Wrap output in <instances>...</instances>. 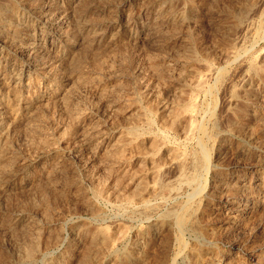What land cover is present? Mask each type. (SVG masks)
I'll use <instances>...</instances> for the list:
<instances>
[{"label":"rangeland","instance_id":"1","mask_svg":"<svg viewBox=\"0 0 264 264\" xmlns=\"http://www.w3.org/2000/svg\"><path fill=\"white\" fill-rule=\"evenodd\" d=\"M0 7L1 264H18L34 238L29 264H264V0H1ZM145 105L149 124L139 113ZM187 105L196 118L180 111ZM190 118L210 132V168L198 182L197 231L179 233L160 215L193 187L151 193L140 181L149 187L178 175L177 163L197 147ZM135 124L138 143L117 141Z\"/></svg>","mask_w":264,"mask_h":264},{"label":"bare ground","instance_id":"2","mask_svg":"<svg viewBox=\"0 0 264 264\" xmlns=\"http://www.w3.org/2000/svg\"><path fill=\"white\" fill-rule=\"evenodd\" d=\"M1 1V0H0ZM160 1V0H159ZM166 1V0H165ZM168 1V0H167ZM183 2V1H182ZM236 2V1H235ZM189 3V2H188ZM244 3V2H243ZM170 4V3H169ZM191 4V3H190ZM194 4V3H193ZM247 4V3H246ZM173 5V4H172ZM168 7V6H167ZM194 7V6H193ZM256 7V6H255ZM1 8V7H0ZM10 8V7H9ZM17 8V7H16ZM4 9V8H3ZM12 9V8H11ZM189 9V8H188ZM167 10V8L165 9V11ZM168 10H170V8L168 9ZM249 10V9H248ZM158 11V10H157ZM173 11V10H172ZM258 11V10H257ZM161 12V11H160ZM170 11H168V13H169ZM182 12V11H181ZM12 13V12H11ZM235 14V13H234ZM234 14H232V15H234ZM242 14V13H241ZM4 15V14H3ZM163 15V14H162ZM174 15V14H173ZM176 15V14H175ZM189 15V14H188ZM2 16V15H1ZM171 16V15H170ZM177 16H178V14H177ZM5 17V16H4ZM11 17H12V14H11ZM78 17V16H77ZM167 17V16H166ZM182 17V16H181ZM194 17V16H193ZM238 17V16H237ZM246 17V16H245ZM263 18V16H260L259 18ZM6 18V17H5ZM86 18V17H85ZM169 18V17H168ZM171 18V17H170ZM180 18V17H179ZM240 18V17H239ZM259 18H258V20H259ZM261 18V20H263ZM1 17H0V21H1ZM173 19V18H172ZM177 19V18H176ZM171 20V19H170ZM175 20V19H174ZM173 20V21H174ZM2 22V21H1ZM261 22H263V21H261ZM261 22H259V24L261 23ZM3 23V22H2ZM180 23V22H179ZM6 25H11V22H9L8 21V23H5ZM0 25H1V23H0ZM177 25V24H176ZM188 25V24H187ZM253 25V24H252ZM184 26V25H183ZM259 26V25H258ZM257 26V27H258ZM177 27V26H176ZM249 28H250V26H249ZM251 30V29H250ZM259 30V29H258ZM258 30H256V31H258ZM83 31V30H82ZM93 32V31H92ZM100 32V31H99ZM158 32V31H157ZM264 32V31H263ZM66 33V32H65ZM262 32H259V34H261ZM175 34V33H174ZM254 34V33H253ZM264 34V33H263ZM262 34V35H263ZM67 35V34H66ZM261 35V36H262ZM87 36V35H86ZM89 36V35H88ZM173 36V35H172ZM255 36V35H254ZM11 37V36H10ZM167 38V37H166ZM91 39V38H90ZM242 40H244V39H242ZM235 41V40H234ZM40 42V41H39ZM39 42H37L38 44H39ZM89 42V41H88ZM169 42V41H168ZM191 42V41H190ZM36 42H33L32 44H37ZM184 43V42H183ZM255 43V42H254ZM29 44V43H28ZM32 44H31V46H32ZM118 44V46H119V43H117ZM40 45V44H39ZM246 45V44H245ZM70 46V45H69ZM90 46V45H89ZM235 46V45H234ZM241 46L243 47V45L241 44ZM241 47V48H242ZM246 47V46H245ZM253 47V46H252ZM36 48V47H35ZM104 48V47H103ZM237 48H238V46H237ZM236 48V49H237ZM240 48V47H239ZM238 48V49H239ZM249 48V47H248ZM251 48V47H250ZM39 49V48H38ZM89 49H90V47H89ZM261 49V48H260ZM119 50V49H118ZM192 50H194V49H192ZM192 50H190L189 49V51H192ZM244 50H246V49H244ZM251 50V49H250ZM249 50V51H250ZM90 51V50H89ZM120 51V50H119ZM236 51V50H235ZM243 50H239L238 51V53H240V52H242ZM88 52V51H87ZM92 52V51H91ZM188 52V51H187ZM193 52H195V51H193ZM199 52H201V51H199ZM198 51H197V54H200ZM202 53V52H201ZM230 53V52H229ZM86 54V53H85ZM249 54V53H248ZM253 54V53H252ZM262 54V53H261ZM196 55V54H195ZM234 55V54H233ZM191 57V59H194L195 58V56L194 55H190ZM198 56V55H197ZM243 56V55H242ZM245 56V55H244ZM258 56V55H257ZM82 57V56H81ZM183 57V56H182ZM188 57H189V55H188ZM239 57V56H238ZM251 57V56H250ZM253 57V56H252ZM79 58V57H78ZM158 58V57H157ZM197 58H199V57H197ZM233 58H235V57H233ZM246 58V57H245ZM259 58V57H258ZM264 58V57H263ZM145 59V58H144ZM185 59H186V57H185ZM191 59H190V62H191ZM204 59V58H203ZM244 59V58H243ZM196 60V62H197V59H195ZM257 60V59H256ZM261 60V59H260ZM63 61V60H62ZM146 61V60H145ZM194 60H192V62H193ZM205 61V60H204ZM207 61V60H206ZM211 61V60H210ZM246 61H248V60H246ZM251 61V60H250ZM195 62V61H194ZM202 62V61H201ZM208 62H209V60H208ZM208 62H206V63H208ZM235 62V61H234ZM233 62V63H234ZM238 62H240V61H238ZM242 62V61H241ZM240 62V64H242ZM77 63V62H76ZM103 63V62H102ZM197 63H199V62H197ZM203 63V62H202ZM212 63V62H211ZM245 63V62H244ZM71 64V63H70ZM156 64V63H155ZM154 64V65H155ZM246 64V63H245ZM257 64H258V62H257ZM67 65V64H66ZM190 65V64H189ZM196 65V64H195ZM74 66H75V64H74ZM169 66V65H168ZM209 66V65H208ZM207 66V67H208ZM101 67V66H100ZM157 67V66H156ZM155 67V68H156ZM192 67V66H191ZM243 67V66H242ZM263 67V66H262ZM154 68V69H155ZM194 67H192V69H193ZM204 68V67H203ZM247 68L249 69V70H256L257 69V65H255L254 63H252V62H249L248 64H247ZM264 68V67H263ZM120 69V68H119ZM159 69V68H158ZM170 69V68H169ZM190 69V68H189ZM195 69V68H194ZM199 69V68H198ZM259 69V68H258ZM261 70H262V68H260ZM56 70V69H55ZM162 70V69H161ZM185 70V69H184ZM204 70V69H203ZM208 70V69H207ZM209 70H210V68H209ZM221 70V69H220ZM227 70H229V69H227ZM181 71V70H180ZM190 71V70H189ZM188 71V72H189ZM199 71V70H198ZM205 71V70H204ZM218 71V70H217ZM217 71L215 72V73H217ZM223 71H224V69H223ZM92 72V71H91ZM162 72V71H161ZM209 72V71H208ZM211 72V71H210ZM253 72V71H252ZM260 72V71H259ZM258 72V73H259ZM157 73V72H156ZM180 73V72H179ZM183 73V72H182ZM204 73V72H203ZM14 74V73H13ZM190 74V73H189ZM254 74V73H253ZM191 75V74H190ZM203 75V74H202ZM208 75V74H207ZM210 75V74H209ZM217 75H218V77H217V79H214L215 77V75L213 76L214 78V80H216V83H217V81H219L221 78H222V73L221 72H219V74L217 73ZM226 75V74H225ZM252 75V74H251ZM255 75V74H254ZM95 76V75H94ZM161 76V75H160ZM79 77V76H78ZM85 77V76H84ZM87 77V76H86ZM205 77V76H204ZM81 78V77H80ZM83 78V77H82ZM170 78V77H169ZM182 78V77H181ZM185 78V77H184ZM203 78V77H202ZM210 78V77H209ZM212 78V77H211ZM254 78V77H253ZM46 79V78H45ZM179 79V78H178ZM198 79H199V77H198ZM198 79H197V81H198ZM207 79V78H206ZM78 80H80V79H78ZM99 80V79H98ZM77 81V80H76ZM165 81V80H164ZM222 81V80H221ZM85 82V81H84ZM118 82H119V80H118ZM215 82V81H214ZM210 83V82H209ZM251 83V82H250ZM212 84V83H211ZM218 84V83H217ZM8 85V84H7ZM195 85V84H194ZM193 85V86H194ZM213 85V84H212ZM219 85V84H218ZM101 86V85H100ZM103 86V85H102ZM101 86V87H102ZM197 86H198V88L199 89H202V90H206V92L208 91V92H211V87L210 86H207L206 84H205V82L202 80V79H200L199 81H198V84H197ZM196 86V87H197ZM214 86V85H213ZM212 86V87H213ZM246 86V85H245ZM121 87H122V85H121ZM195 87V86H194ZM193 87V88H194ZM208 87V88H207ZM17 88V87H16ZM252 88V87H251ZM196 89V88H195ZM218 89V88H217ZM104 90V89H103ZM114 91V90H113ZM103 92V91H102ZM191 92V91H190ZM205 92V91H204ZM138 93V92H137ZM203 93V92H202ZM212 93V92H211ZM190 94V93H189ZM204 94V93H203ZM208 94V93H207ZM215 94V93H214ZM233 94V93H232ZM17 95V94H16ZM102 95V94H101ZM204 95H206V94H204ZM209 95V94H208ZM104 96V95H103ZM182 96V95H181ZM193 96V95H192ZM199 96V95H198ZM17 97V96H16ZM142 97V96H141ZM196 97V96H195ZM195 97H194V99H195ZM213 97H214V95H213ZM145 98V97H144ZM191 98V97H190ZM231 98V97H230ZM137 99V98H136ZM194 99H192V100H194ZM209 99V98H208ZM214 99V98H213ZM250 100V99H249ZM137 101V100H136ZM190 101V100H189ZM137 102H139V101H137ZM187 102V101H186ZM185 102V103H186ZM193 102H195V103H197L195 100L193 101ZM216 102V101H215ZM145 103V102H144ZM180 103V102H179ZM184 103V102H183ZM195 103H194V105H195ZM140 104V103H139ZM147 104H148V102H147ZM212 104H214V103H212ZM179 105V104H178ZM177 105V106H178ZM191 105H192V103H191ZM65 106V105H64ZM147 105H145V107H146ZM181 106V105H180ZM209 106V105H208ZM212 106V105H211ZM138 108H139V106H137ZM144 107V106H143ZM145 107L144 108H142V110H141V112H139L140 114H141V117L143 116V119H144V121H148V123L147 124H149V121H150V118H149V116H148V114L151 112L150 110L151 109H149V107L148 108H146L145 109ZM196 107V106H195ZM202 107V106H201ZM200 107V108H201ZM205 107H206V105H205ZM210 107V106H209ZM209 107H208V109H209ZM77 108V107H76ZM156 108V107H155ZM154 108V109H155ZM162 108V107H161ZM171 108H173V107H171ZM183 109V111H190V110H192V107H190V106H186L185 108L184 107H180V109ZM212 108V107H211ZM210 108V109H211ZM154 109L152 110V113H153V111H154ZM169 109V108H168ZM173 109H175V107L173 108ZM172 109V110H173ZM182 109L180 110V111H182ZM194 109V108H193ZM238 109V108H237ZM242 109V108H241ZM244 109V108H243ZM171 110V111H172ZM206 110V109H205ZM247 110V109H246ZM74 111V110H73ZM77 111V110H76ZM159 111H161V110H158V113H160ZM169 111V110H168ZM170 111V112H171ZM175 111V110H174ZM176 111H177V108H176ZM175 111V112H176ZM182 111V112H183ZM202 111H204L203 109H202ZM239 111V110H238ZM244 111V110H243ZM69 112V111H68ZM167 112V111H166ZM178 112H179V110H178ZM181 112V113H182ZM184 112V113H185ZM193 112V111H192ZM191 111H190V113H192ZM214 112V111H213ZM245 112V111H244ZM71 113V112H70ZM74 113V112H73ZM157 113V115H159ZM169 113V112H168ZM172 113H173V111H172ZM180 113V114H181ZM208 117L209 118H211V117H213L212 115H213V113H212V110H209L208 112ZM206 113V114H207ZM242 113V112H241ZM132 114V113H131ZM130 114V115H131ZM140 114H138V115H140ZM155 114V113H154ZM239 114H240V112H239ZM243 114V113H242ZM27 115V114H26ZM137 115V116H138ZM150 115H152V114H150ZM161 115V114H160ZM171 115V114H170ZM174 115H175V113H174ZM188 115V114H187ZM192 115H193V113H192ZM196 115V114H195ZM197 115H199V114H197ZM203 116H204V114H202ZM42 116V115H41ZM75 116V115H74ZM78 116V115H77ZM177 116V115H176ZM194 116V115H193ZM192 116V117H193ZM134 117H136V116H134ZM170 117V116H169ZM178 117V116H177ZM187 117V116H186ZM191 117V116H190ZM195 117V116H194ZM237 117V116H236ZM26 118V117H25ZM136 118H138V117H136ZM160 118H161V116H160ZM164 118V117H163ZM172 118V117H171ZM196 118V117H195ZM204 118V117H203ZM215 118V117H214ZM40 119V118H39ZM133 119V118H132ZM141 119V118H140ZM153 119V118H152ZM173 119H175V118H173ZM191 119V120H190ZM189 120H190V122H189V132L190 131H192V132H197V134L199 133V137H198V139H197V147H196V149L192 152V153H190V155L189 154H187V155H189L188 156V160L187 159H185V160H183L182 158H181V160L177 163L178 165V172H176L175 171V173L174 174H176V173H178V175L174 178V177H172V178H174V179H172L173 180V183H172V180H171V182L170 183H161V181L160 182H157V181H154L155 183V185H153V183H152V186L150 187H148L147 185H145V183L143 184V182H141L140 181V187H142L143 188V190L144 189H146V192H147V190L149 189L150 190V192L151 193H155L156 192V189H158V188H163V187H166V189H168V188H171V190L172 189H174V191L177 189V188H179L178 186H180V185H183V184H185V185H191L192 187H193V189H191V193L189 194V196L185 199V201H182V200H180V201H182V203L180 202V203H178V205H175V206H173V207H171V209H169V210H166V211H164V212H162V214L160 215L161 216V218H160V221L161 222H163V223H166V224H168L169 226H172V228L174 227L179 233L182 231V230H184V229H192V230H194V231H197L196 230V228H195V226H197V225H195V216H196V212H197V210L199 209V203H198V200H197V198L199 197V195L201 194V192H202V188L199 186V180L201 179V176L203 175V173L205 172L206 173V171L208 170V167H209V153H208V145H206L207 143H206V139L207 138H209L210 137V132L204 127V126H206V125H204V124H202L201 122L199 123V121L198 122H195L194 120H192V119H194V118H190ZM205 119V118H204ZM241 119V118H240ZM13 120H15V119H13ZM130 120V119H129ZM24 121V120H23ZM32 121V120H31ZM137 121V120H136ZM139 122L141 121L142 122V120H138ZM186 121H187V119H186ZM133 122V121H132ZM168 122V121H167ZM171 122H173V121H171V119H170V122L169 123H171ZM211 122V121H210ZM21 123V122H20ZM131 123V122H130ZM129 123V124H130ZM175 122H173V124H174ZM204 123V122H203ZM207 123H208V121H207ZM25 124V123H24ZM132 124V123H131ZM139 124V123H138ZM142 124V123H141ZM140 124V125H141ZM143 124H146V123H143ZM142 124V125H143ZM165 124V123H164ZM172 124V125H173ZM172 125H170V127L172 126ZM236 125V124H235ZM38 126V125H37ZM158 126H160V125H158ZM174 126V125H173ZM127 127H128V125H127ZM142 127V126H141ZM216 127V126H215ZM240 127V126H239ZM244 127V126H243ZM20 128V127H19ZM138 127H137V125L135 124V125H131L130 127H128L127 129H126V131H125V134L124 135H122L121 134V137L119 138V139H117V141H120L121 142V144L123 143H130V144H132V143H135L136 141H137V143L139 142V140H140V134H139V132H138V129H137ZM175 128V127H174ZM214 128V127H213ZM226 128H227V126H226ZM225 128V129H226ZM42 129V128H41ZM141 129V128H140ZM171 129V128H170ZM20 130V129H19ZM23 130V129H22ZM188 130V129H187ZM186 130V131H187ZM210 130V129H209ZM3 131V130H2ZM143 130H141V132H142ZM165 131V130H164ZM160 132V131H159ZM162 132H163V130H162ZM143 133V132H142ZM166 133V132H165ZM160 135H161V133H159ZM159 134H158V136H159ZM163 134H164V132H163ZM162 134V135H163ZM190 134V133H189ZM193 134V133H192ZM191 134V135H192ZM161 135V136H162ZM190 135V136H191ZM196 135V134H195ZM29 136V135H28ZM46 136V135H45ZM45 136H44V138H45ZM91 136V135H90ZM119 136V135H118ZM142 136V135H141ZM165 136H166V134H165ZM169 136V135H168ZM187 136H188V134H187ZM190 136H188V137H190ZM213 136V135H212ZM164 137V136H163ZM192 137V136H191ZM37 138V137H36ZM159 138V137H158ZM184 138V137H183ZM196 138V137H195ZM211 138V137H210ZM90 139V138H89ZM156 140V142H155V144L158 146V142H157V138H155ZM160 139H162V138H160ZM167 139V138H166ZM212 139V138H211ZM40 140V139H39ZM191 140V139H190ZM208 140V139H207ZM33 141V140H32ZM36 141V140H35ZM46 141V140H45ZM167 141V140H166ZM3 142V141H2ZM35 142H33V144H34ZM40 143V142H39ZM164 143V142H163ZM173 143V142H172ZM209 143H210V141H209ZM215 143V142H214ZM32 144V145H33ZM115 144V143H114ZM117 144V143H116ZM115 144V145H116ZM30 145H31V143H30ZM46 145V144H45ZM111 145V144H110ZM129 145V144H128ZM133 145V144H132ZM245 146V145H244ZM2 147V146H1ZM46 147H48V146H46ZM122 147H123V145H122ZM136 147V146H135ZM139 147V146H138ZM156 147V146H155ZM171 147V146H170ZM173 147V146H172ZM111 148H115V146L114 147H111ZM119 148V147H118ZM121 148V147H120ZM174 148V147H173ZM192 148V147H191ZM167 149V148H166ZM192 149H194V148H192ZM192 149H191V151H192ZM210 149H211V147H210ZM209 149V150H210ZM241 149V148H240ZM120 150H122V149H120ZM173 149L171 148V151H172ZM185 150H186V148H185ZM188 150H190V149H188ZM47 151V150H46ZM95 151V150H94ZM164 151V150H163ZM169 151V150H168ZM108 152V151H107ZM116 152V151H115ZM121 152V151H120ZM119 152V153H120ZM172 152H175V148H174V150L172 151ZM171 152V153H172ZM177 152V151H176ZM183 152H185V151H183ZM112 153H114V152H112ZM116 153H118V152H116ZM126 153V152H125ZM107 154H110V153H107ZM145 154V153H144ZM161 154V153H160ZM174 154V153H173ZM105 155V154H104ZM112 155V154H111ZM114 155H116V154H114ZM186 155V154H185ZM184 155V156H185ZM187 155H186V157H187ZM109 156V155H108ZM118 157H119V155H117ZM143 156V155H142ZM159 156V155H158ZM168 156H170V155H168ZM173 156V155H172ZM176 156V155H175ZM56 157V156H55ZM113 157V156H112ZM117 157V158H118ZM160 157V156H159ZM174 157V156H173ZM121 158H123L122 156H121ZM141 158H143V157H141ZM149 158V157H148ZM153 158V157H152ZM163 159V158H162ZM118 160V159H117ZM1 161V160H0ZM126 161H128V160H126ZM170 161V160H169ZM169 161H167V162H169ZM178 161V160H177ZM158 162V161H157ZM161 162V161H160ZM3 163V162H2ZM112 163V162H111ZM139 163V162H138ZM174 163H175V161H174ZM4 164V163H3ZM2 164V165H3ZM124 164V163H123ZM12 166V165H11ZM152 166V165H151ZM176 166V167H177ZM2 167V166H1ZM144 167V166H143ZM150 167V166H149ZM66 168V167H65ZM175 168V167H174ZM210 168V167H209ZM56 169V168H55ZM10 170V169H9ZM49 170V169H48ZM106 172V171H105ZM125 172V171H124ZM140 172V171H139ZM161 172H162V170H161ZM13 173V172H12ZM58 173V172H57ZM126 173V172H125ZM147 173V172H146ZM157 172H155V174H156ZM34 174V173H33ZM56 174V173H55ZM151 174H153V173H151ZM207 174V173H206ZM27 175V174H26ZM47 175V174H46ZM129 175V174H128ZM138 176V178L140 177L139 176V174H137ZM141 175H143V174H141ZM154 175V174H153ZM215 175V174H214ZM226 175V174H225ZM48 176H49V174H48ZM126 176V175H125ZM154 176H156V175H154ZM206 176V175H205ZM204 176V177H205ZM26 178V177H25ZM33 178V177H32ZM156 178V177H155ZM161 178V177H160ZM49 179V178H48ZM117 179H120V177L119 178H117ZM221 179V178H220ZM40 180V179H39ZM46 180H47V178H46ZM50 180V179H49ZM142 180L144 181V179L142 178ZM145 180L146 181H148V179H147V177L145 178ZM157 180H158V178H157ZM48 181V180H47ZM51 181V180H50ZM137 181V180H136ZM151 181H152V179H151ZM159 181V180H158ZM217 181V180H216ZM133 182V181H132ZM164 182V181H163ZM40 183V182H39ZM117 183V182H116ZM135 183V182H134ZM138 183V182H137ZM205 183H203V185H204ZM135 185H137L136 183H135ZM1 186V185H0ZM42 186V185H41ZM116 186V185H115ZM138 186V187H139ZM185 187V186H184ZM183 187V188H184ZM188 187V186H187ZM203 187V186H202ZM1 188V187H0ZM181 188V187H180ZM179 188V189H180ZM182 188V189H183ZM41 189H42V187H41ZM45 189V188H44ZM101 189V188H100ZM134 189V188H133ZM137 189H141V188H137ZM160 189H159V192H161L160 191ZM165 189V188H164ZM164 189L162 190V191H164ZM165 189V190H166ZM178 189V190H179ZM96 190H97V187H96ZM102 190V189H101ZM143 190H142V192H143ZM1 191V190H0ZM130 191V190H129ZM170 191V190H169ZM98 194H99V190L98 191H96ZM141 192V193H142ZM146 192L145 193H143V194H145V196H146ZM186 192V191H185ZM45 193V192H44ZM102 193V192H101ZM180 193V192H179ZM184 193V192H183ZM188 193V192H187ZM95 194V193H94ZM174 194V193H173ZM206 194V193H205ZM243 194V193H242ZM96 195V194H95ZM186 195V194H185ZM105 196V195H104ZM137 196V195H136ZM138 196H139V194H138ZM141 196V195H140ZM139 196V197H140ZM177 196V195H176ZM241 196V195H240ZM142 197H143V195H142ZM151 197V196H150ZM153 197V196H152ZM157 197V196H156ZM179 197H180V195H179ZM124 198H125V196H124ZM173 199H174V197H172ZM183 198H184V195H183ZM131 199V198H130ZM145 199H146V197H145ZM155 199V198H154ZM96 200V199H95ZM136 201L138 200H140L141 202H142V200H141V198L140 199H135ZM169 200H170V196H169ZM168 200V201H169ZM172 200V199H171ZM99 201V200H98ZM101 201V200H100ZM131 201H132V199H131ZM135 201V202H136ZM208 201V200H207ZM206 201V202H207ZM86 202V201H85ZM87 202H89V201H87ZM102 202V201H101ZM173 202V201H172ZM171 202V203H172ZM205 202V201H204ZM93 203V202H92ZM96 203V202H95ZM138 203V202H137ZM151 203H153V202H148V201H146V200H143V202H142V205L144 206V207H148L149 208V210L148 211H151V212H153L154 211V207L153 206H151L150 204ZM154 204V203H153ZM160 204V203H159ZM2 205V204H1ZM90 205V204H89ZM95 205V204H94ZM129 205V204H128ZM131 205V204H130ZM132 205H133V203H132ZM209 204L207 203V205L206 206H208ZM92 206V205H91ZM118 206V205H117ZM140 206V205H139ZM138 207V206H137ZM140 207H142V206H140ZM204 207V206H203ZM158 208V207H157ZM21 209V208H20ZM137 209V208H136ZM201 209H202V207H201ZM142 210V209H141ZM208 210V209H207ZM97 211V210H96ZM126 211V210H125ZM132 211H134V210H132ZM157 211V210H156ZM159 211V210H158ZM21 212V211H20ZM26 212V211H25ZM101 212V211H100ZM136 212V211H135ZM139 212V211H138ZM137 212V213H138ZM199 212H201V211H199ZM208 212H209V210H208ZM95 213V212H94ZM124 213V212H123ZM140 213V212H139ZM159 214V213H158ZM139 215V214H138ZM153 215V214H152ZM31 216V215H30ZM99 216V215H98ZM157 216V215H156ZM160 216H158V217H160ZM203 216V215H202ZM37 217V216H36ZM102 217V216H101ZM110 217V216H109ZM116 217V216H115ZM136 217V216H135ZM47 218V217H46ZM100 218V217H99ZM98 218V219H99ZM11 219V218H10ZM97 219V218H96ZM158 219V218H157ZM88 220V219H87ZM210 220H211V218H210ZM155 221H156V219H155ZM215 221V220H214ZM94 222V221H93ZM154 222V221H153ZM158 223H159V221H157ZM161 222H160V224H161ZM209 222V221H208ZM29 223V222H28ZM80 223V222H79ZM3 224V223H2ZM155 224V223H154ZM203 224V223H202ZM30 225H31V223H30ZM108 225V224H107ZM142 225V224H141ZM159 225V224H158ZM164 225V224H163ZM195 225V226H194ZM154 226V225H153ZM161 226H162V224H161ZM208 226V225H207ZM211 226V225H210ZM77 227V226H76ZM116 227V226H115ZM142 227V226H141ZM146 227H148V226H146ZM159 227H160V225H159ZM198 227V226H197ZM200 227V226H199ZM27 228V227H26ZM121 228V227H120ZM140 228V227H139ZM171 228V229H172ZM32 229V228H31ZM33 229H35L36 230V227H34ZM106 229V228H105ZM126 229V228H125ZM214 229H216V228H214ZM10 230V229H9ZM100 230V229H99ZM103 230V229H102ZM113 230V229H112ZM207 230V229H206ZM11 231V230H10ZM20 231H21V229H20ZM29 231V230H28ZM101 231V230H100ZM111 231V230H110ZM113 231H115V230H113ZM127 231V230H126ZM125 231V232H126ZM193 231V232H194ZM13 232H14V230H13ZM27 232V231H26ZM35 232H37V231H35ZM137 232V231H136ZM174 232H175V230H174ZM200 232V231H199ZM203 232V231H202ZM209 232V231H208ZM214 232H216V231H214ZM29 233H30V231H29ZM32 233V232H31ZM30 233V234H31ZM34 233V232H33ZM38 233L40 234L41 232L40 231H38ZM43 233V232H42ZM97 233V232H96ZM102 233H103V231H102ZM188 233V232H187ZM198 233V232H197ZM206 233H207V231H206ZM25 234V233H24ZM117 234H118V231H117ZM136 234V233H135ZM189 234V233H188ZM195 234V233H194ZM200 234V233H199ZM11 235V234H10ZM125 235V234H124ZM149 235V234H148ZM212 235V234H211ZM26 236H27V234H26ZM29 236V235H28ZM31 236V235H30ZM30 236H29V238H30ZM97 236V235H96ZM118 236V235H117ZM194 236V235H193ZM20 237V236H19ZM55 237V236H54ZM94 237H95V235H94ZM176 237V236H175ZM174 237V238H175ZM28 238V237H27ZM39 238V237H38ZM38 238H37V240H38ZM50 238V237H49ZM56 238V237H55ZM106 238V237H105ZM118 238V237H117ZM209 238V237H208ZM45 239V238H44ZM115 239V238H114ZM137 239V238H136ZM179 239V240H178ZM178 239H177V241H181V243L183 244L184 242H182V239H181V237L180 236H178ZM194 239H195V237H194ZM197 239V238H196ZM214 239V238H213ZM28 240V239H27ZM97 240V239H96ZM107 240V239H106ZM168 240V239H167ZM31 241V245H30V247L29 248H27V247H23L22 246V250L20 249L19 251H21V253H20V255H19V259L17 258V260L19 261V263L18 264H29V263H31L32 262V260L34 259L33 257H34V251H35V249H36V241H35V238L34 239H31L30 240ZM46 241V239L44 240V242ZM104 241V240H103ZM111 241H113L112 239H111ZM116 241V240H115ZM138 241V240H137ZM136 241V242H137ZM141 241V240H140ZM140 241H138V242H140ZM186 241V240H185ZM8 242H9V240H8ZM98 242V241H97ZM101 242V241H100ZM99 242V243H100ZM110 242V241H109ZM154 242V241H153ZM93 243V242H92ZM102 243V242H101ZM111 243V242H110ZM148 243H150V242H148ZM167 243H169V242H167ZM199 243V242H198ZM197 243V244H198ZM11 244V243H10ZM19 244V243H18ZM95 244H96V242H95ZM98 244V243H97ZM96 244V245H97ZM106 244V243H105ZM105 244H101V245H105ZM139 244V243H138ZM184 244H186V243H184ZM39 245V244H38ZM74 245V244H73ZM106 245H108V244H106ZM179 245V244H178ZM193 245H194V242H193ZM54 246V245H53ZM63 246V245H62ZM94 246V245H93ZM92 246V247H93ZM98 247H99V244L97 245ZM96 246V247H97ZM113 246H114V244L112 245V243H111V245H108V247H106V249H107V251H108V253L109 254H111V253H113L114 254V249H113ZM183 246V245H182ZM215 246V245H214ZM37 247H39V246H37ZM68 247V246H67ZM89 247V246H88ZM187 247V246H186ZM192 247H194V246H192ZM196 247H197V245H196ZM202 247H203V245H202ZM205 247H206V249H207V246L205 245ZM18 248H19V246H18ZM21 248V247H20ZM104 248V247H103ZM183 248V247H182ZM98 249V248H97ZM100 249H101V247H100ZM105 249V250H106ZM191 249V248H190ZM200 249H201V247H200ZM202 249H205V248H202ZM216 249V248H215ZM103 250V249H102ZM102 250H100L101 252H102ZM115 250H116V248H115ZM212 250V249H211ZM211 250H209L210 251V253H211ZM223 250V249H222ZM38 251V250H37ZM53 251V250H52ZM161 251V250H160ZM189 251H191V250H189ZM195 251V250H194ZM201 251V250H200ZM208 251V250H207ZM208 251V252H209ZM216 251V250H215ZM218 251V250H217ZM216 251V252H217ZM131 252V251H130ZM177 252V251H176ZM195 252H197V251H195ZM199 252V251H198ZM203 252H205V251H203ZM213 252V251H212ZM88 253V252H87ZM98 253V252H97ZM162 253V252H161ZM207 253V252H206ZM43 254V253H42ZM41 254V255H42ZM93 254V253H92ZM98 254H100V253H98ZM104 254V253H103ZM106 254V253H105ZM155 254V253H154ZM184 254V253H183ZM182 254V255H183ZM186 254V253H185ZM196 254V253H195ZM18 255V254H17ZM85 255V254H84ZM102 255V254H101ZM115 255V254H114ZM159 255V254H158ZM177 255V254H176ZM201 255V254H200ZM200 255H198V256H200ZM204 255H205V253H204ZM203 255V256H204ZM206 255H208V254H206ZM92 256V255H91ZM104 256V255H103ZM109 256V255H108ZM111 256V255H110ZM163 256V255H162ZM202 256V255H201ZM202 256V258H205V257H203ZM212 256V255H211ZM105 257V256H104ZM113 257V256H112ZM121 257V256H120ZM185 257V256H184ZM183 257V258H184ZM207 257V256H206ZM57 258V257H56ZM84 258V257H83ZM86 258V257H85ZM124 258H126V257H124ZM161 258V257H160ZM178 258V257H177ZM40 259V258H39ZM88 259V258H87ZM104 259H106V258H104ZM187 259V258H186ZM194 259V258H193ZM192 259V260H193ZM16 260V261H17ZM82 260V259H81ZM97 260H99V259H97ZM115 260V259H114ZM162 260V259H161ZM175 260V259H174ZM182 260V259H181ZM184 260V259H183ZM188 260V259H187ZM34 261V260H33ZM49 261V260H48ZM93 261V260H92ZM124 261V260H123ZM172 261V260H171ZM195 262H196V260H194ZM200 261V260H199ZM11 262V261H10ZM89 262V261H88ZM120 262V261H119ZM155 262V261H154ZM184 263L186 262V261H183ZM4 263V262H3ZM12 263V262H11ZM49 263V262H48ZM57 263V262H56ZM80 263H81V261H80ZM100 263V262H99ZM124 263H126V262H124ZM160 263V262H159ZM189 263H191V262H189ZM232 263V262H231ZM1 264V263H0ZM62 264V263H61ZM83 264V263H82ZM101 264V263H100ZM171 264V263H170ZM172 264H173V262H172ZM186 264H187V262H186ZM196 264V263H195Z\"/></svg>","mask_w":264,"mask_h":264}]
</instances>
